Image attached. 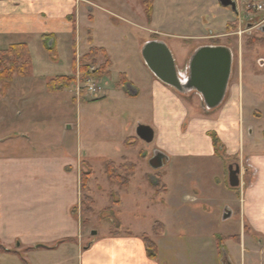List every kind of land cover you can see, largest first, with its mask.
I'll use <instances>...</instances> for the list:
<instances>
[{
  "label": "rangeland",
  "instance_id": "rangeland-1",
  "mask_svg": "<svg viewBox=\"0 0 264 264\" xmlns=\"http://www.w3.org/2000/svg\"><path fill=\"white\" fill-rule=\"evenodd\" d=\"M22 1L0 0V49L13 43H26L32 57V68L27 76H14L6 91L1 90L0 83V137L19 136L15 145L3 150L5 155L0 156L13 159L11 162L16 164L13 167L10 164V178L67 182L69 186L75 185L78 179L80 200L72 211L80 219L81 238L85 244L93 235L92 231L98 234L120 229L147 231L153 240L157 221L165 225L164 239L160 240L165 257L169 256L165 250L169 244L199 242L191 233L205 226L203 211L191 209L192 202L186 204L181 197L184 193L192 194L196 184L200 195H208L218 204L222 203L223 211L226 202L236 194L227 185L228 167L225 163L221 167L218 157L177 154L159 170L153 168L150 159L156 143L148 144L136 135L141 121L151 122V90L143 91L138 98L130 86L121 83L124 72L136 80V72L147 67L141 43L151 37L146 29L151 22L147 5L156 0H76L80 4L76 18L75 15L52 18L45 15L46 11L33 10L41 7L42 2L18 5ZM161 1L164 11L160 19L164 22L175 16L169 14V2L175 7L178 3L180 7H191L192 3V0ZM236 1L237 12L229 7L238 14L229 29L234 35L229 41L223 40L234 46V66L237 70L244 68L246 79L252 71L263 76L264 0ZM259 4L263 9H258ZM50 8L46 10H53ZM170 9L173 8L170 6ZM254 24L257 26L252 27ZM49 33L56 35L55 56L43 39V35ZM92 46L104 48L111 65L109 70H103L107 58L100 53L96 61L87 63L88 72L83 76L80 60ZM176 55L180 57L178 51ZM96 71L102 76L96 75ZM61 75H70L75 80L62 91H50L47 82ZM88 78H92L91 83L97 90L89 89ZM245 85L246 115L248 107L261 110L252 113L256 116L254 140L260 142L264 139V77H255ZM187 94L183 96L192 109L204 114L207 107L201 96L194 91L191 96ZM111 161L121 174H124L122 165L136 164L128 189L109 179L107 165ZM162 175L169 187L167 193L160 183ZM59 192L67 198L64 201L67 208L73 192L64 188ZM88 196L94 199L92 203L83 202ZM215 207L214 204L213 209ZM235 224L234 219L224 222L223 227L218 225L219 233H234ZM180 229L186 233L178 235ZM217 238L219 243V236ZM229 238L222 244L223 254L227 247L237 245L238 240ZM235 251L239 264V247L236 246ZM47 254L45 251L31 253L29 264H46L50 258Z\"/></svg>",
  "mask_w": 264,
  "mask_h": 264
},
{
  "label": "crops",
  "instance_id": "crops-1",
  "mask_svg": "<svg viewBox=\"0 0 264 264\" xmlns=\"http://www.w3.org/2000/svg\"><path fill=\"white\" fill-rule=\"evenodd\" d=\"M35 2H42V6L33 10L37 13L46 11L45 15L52 18H69L80 10V4L76 0H24L18 5ZM178 5L179 3L175 7L168 3L169 14L173 13L175 16L164 22L160 19L161 11H164L163 2L156 0L150 26L146 29L151 33L147 41L164 40L169 45L182 72H186L185 67L200 46L227 45L235 52L234 46L228 42L234 35L232 30L229 31L232 29L230 24L238 15H235L232 8L222 6L219 0H192L191 7ZM47 7L53 10L47 11ZM176 51L180 57L176 55ZM136 74L138 78L133 80L128 72H124L122 76H125V80L121 83H125V87L130 86L135 91L134 96L138 98L143 91L151 90V122L140 123L154 128L153 142L156 143L157 150L166 154L167 163L177 154H204L218 157L222 162L221 167L225 164L226 168L230 164L240 165V186L231 188L227 184L236 192L225 206L231 209V216L224 220L225 208L221 210L223 204H218L208 195H200V189L195 184L193 193H184L181 199L186 204L187 201L192 202L191 209L203 211L205 226L191 233L199 242L169 244L165 249L169 256L165 257L160 243L165 232L162 235L154 232L153 240L159 245L156 258H150L147 253V231L139 233L120 229L95 235L92 231L93 235L85 244L83 237L81 238L80 219L72 211L80 200L79 180L72 186L58 181L15 180L9 175L10 164L12 167L16 165L11 162L13 159L0 157V264H29V256L35 251L48 253L50 258L46 264H238L236 246L240 251L239 264H263L264 139L260 142L254 140L256 116L252 114L261 110L258 107H248L246 115L244 97L246 82L250 84L255 77L264 75L252 71L246 79L244 68L237 70L234 66L223 104L215 110L205 109V113L200 115L197 110L192 109L183 93L161 81L148 66L141 68ZM212 132L220 139L218 152L211 137ZM15 136L1 135L0 156L5 155L3 150H10L15 145L16 138L19 137ZM248 159L258 169L255 174L248 166ZM222 173L225 175L224 170ZM227 175L229 176V169L226 171ZM162 183L164 192L167 193L169 187L164 175ZM63 188L73 192L72 199L67 201V208L64 205L67 198L59 192ZM122 204L123 201L120 206ZM168 209L171 210L169 207ZM234 219V233H219L218 223H222L219 226L223 227L224 222ZM184 231L180 229L177 234L181 235ZM217 236L222 243L216 242ZM229 237L238 240L237 245L227 247V252L223 254L222 244ZM247 243L249 248L246 249Z\"/></svg>",
  "mask_w": 264,
  "mask_h": 264
},
{
  "label": "water",
  "instance_id": "water-1",
  "mask_svg": "<svg viewBox=\"0 0 264 264\" xmlns=\"http://www.w3.org/2000/svg\"><path fill=\"white\" fill-rule=\"evenodd\" d=\"M224 7H231L237 12L236 0H219ZM53 40L50 41V44ZM143 59L151 71L165 84L180 93L197 90L208 110H215L225 101L229 89L233 68L234 54L227 45H204L195 50L190 63L182 72L175 61L174 54L164 40H149L141 47ZM136 135L150 144L155 139V130L151 125L140 123L136 128ZM168 157L160 150H154L150 159L153 168L159 169L167 163ZM229 185L238 188L241 184V167L239 164L229 165ZM231 209L227 206L224 220L231 216ZM93 234H97L93 231ZM227 264H231L228 262Z\"/></svg>",
  "mask_w": 264,
  "mask_h": 264
},
{
  "label": "trees",
  "instance_id": "trees-1",
  "mask_svg": "<svg viewBox=\"0 0 264 264\" xmlns=\"http://www.w3.org/2000/svg\"><path fill=\"white\" fill-rule=\"evenodd\" d=\"M155 3V1H154ZM154 3L152 5H147V14L152 20L153 12H154ZM75 31V30H74ZM56 35L55 34H44L43 39L47 49L51 52L52 56L56 55ZM53 40L52 45H49V41ZM93 38L91 32H89V41L92 42ZM102 53L106 58L105 64H103V70H109L111 61L108 58L107 51L102 47L92 46L86 54H84L80 60V70L83 76L88 72L87 63L96 61V57L98 54ZM32 68V57L28 44L26 43H13L10 44L5 49H0V83L1 90L6 91L10 85L12 84L14 76H27ZM96 75L100 74V71L95 72ZM75 78L70 75H61L54 78H51L48 82V88L50 91H62L63 89L70 86L72 82H74ZM125 80V76H122V81ZM211 137L213 139L214 145L217 148V152L220 147V139L215 132L211 133ZM122 169L124 174H121L119 170L115 166V162L111 161L107 165V174L109 179L112 182L118 183L124 189H128L130 186V178L134 175L136 170V164L133 162H127L122 165ZM86 179V176L84 177ZM160 183L162 181L160 180ZM163 184V183H162ZM85 202H93V198L88 196L84 199ZM119 203V201H118ZM165 225L157 221L154 225V232L158 235L164 234ZM127 233L131 234L130 231ZM220 241V240H219ZM222 243V241H220ZM145 245L147 249V253L150 258H156L158 255V245L150 239L148 236H145ZM2 249H4L2 247Z\"/></svg>",
  "mask_w": 264,
  "mask_h": 264
},
{
  "label": "built area",
  "instance_id": "built-area-1",
  "mask_svg": "<svg viewBox=\"0 0 264 264\" xmlns=\"http://www.w3.org/2000/svg\"><path fill=\"white\" fill-rule=\"evenodd\" d=\"M257 7H258V9H263V6L260 4L257 5ZM91 81H92V78H88L86 81L87 82L86 85L89 87L90 90H93V91L97 90L96 87L94 86V84L91 83ZM78 89H80V88H78ZM247 163H248L249 168L255 174L258 171V169L250 162L249 159L247 160Z\"/></svg>",
  "mask_w": 264,
  "mask_h": 264
},
{
  "label": "flooded vegetation",
  "instance_id": "flooded-vegetation-1",
  "mask_svg": "<svg viewBox=\"0 0 264 264\" xmlns=\"http://www.w3.org/2000/svg\"><path fill=\"white\" fill-rule=\"evenodd\" d=\"M256 26H257V25H256V24H254L252 27H256ZM233 53H234V52H233ZM189 63H190V60H189ZM189 63H188V65H189ZM192 91H194V92L198 93V91L194 89V90H189V91H187V92H186V93H184V94H187V93H188V94H189V96H191V92H192ZM188 94H187V95H188ZM153 156H154V154H153Z\"/></svg>",
  "mask_w": 264,
  "mask_h": 264
}]
</instances>
